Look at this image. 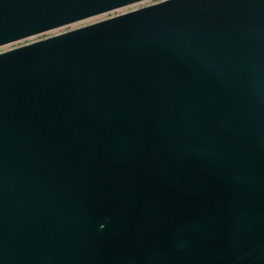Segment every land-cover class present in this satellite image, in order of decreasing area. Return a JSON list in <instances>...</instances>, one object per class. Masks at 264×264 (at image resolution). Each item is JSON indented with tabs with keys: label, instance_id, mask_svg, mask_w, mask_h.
Instances as JSON below:
<instances>
[{
	"label": "water",
	"instance_id": "95a60500",
	"mask_svg": "<svg viewBox=\"0 0 264 264\" xmlns=\"http://www.w3.org/2000/svg\"><path fill=\"white\" fill-rule=\"evenodd\" d=\"M138 1L0 0V46ZM0 264H264V0L1 50Z\"/></svg>",
	"mask_w": 264,
	"mask_h": 264
},
{
	"label": "built area",
	"instance_id": "2783aa9c",
	"mask_svg": "<svg viewBox=\"0 0 264 264\" xmlns=\"http://www.w3.org/2000/svg\"><path fill=\"white\" fill-rule=\"evenodd\" d=\"M156 1H159V0H141V1H138V2H135V3H132V4H128V5H125V6H122V7H119V8H116V9H113V10H110V11L95 15V16H92V17H89V18H86V19H83V20L75 21V22H72V23H69V24H66V25H63V26H60V27H57V28L42 32V33H39V34L30 36V37L15 41V42L8 43L6 45L0 46V48H3L4 46H8V45H13L12 47H14V46H17V45H20V44H24V43L33 41V40H30V41L23 42L24 40L30 39L32 37H36V36H39V35H41V37H37L36 39L47 37V36L52 35V34H56V33H59V32L65 31V30H69V29H72V28H75V27H78V26H81V25H84V24L99 20V19L104 18V17L115 15V14L130 10V9H134V8H137V7H140V6H144V5L156 2ZM73 24H77V25H73ZM55 30H58V31L53 32V33H49V32L55 31ZM47 33H49V34H47ZM43 34H47V35L42 36ZM36 39H34V40H36ZM12 47H9V48H12ZM2 50H5V49H2Z\"/></svg>",
	"mask_w": 264,
	"mask_h": 264
},
{
	"label": "rangeland",
	"instance_id": "374dc122",
	"mask_svg": "<svg viewBox=\"0 0 264 264\" xmlns=\"http://www.w3.org/2000/svg\"><path fill=\"white\" fill-rule=\"evenodd\" d=\"M79 24V23H78ZM73 25H77V24H73ZM72 25V26H73ZM56 31H58V30H55V31H52V32H49V33H53V32H56ZM49 33H47V34H49ZM47 34H43L42 36H45V35H47ZM37 37H41V35H39V36H36V37H32V38H30V39H27V40H24L23 42H26V41H30V40H34V39H36ZM22 42V43H23ZM20 43V42H19ZM13 45H8V46H4L3 48H0V51L2 50V49H8L9 47H12Z\"/></svg>",
	"mask_w": 264,
	"mask_h": 264
}]
</instances>
